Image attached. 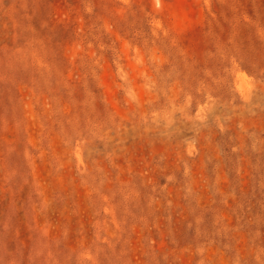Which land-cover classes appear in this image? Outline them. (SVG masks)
Segmentation results:
<instances>
[{
	"label": "rangeland",
	"instance_id": "obj_1",
	"mask_svg": "<svg viewBox=\"0 0 264 264\" xmlns=\"http://www.w3.org/2000/svg\"><path fill=\"white\" fill-rule=\"evenodd\" d=\"M0 264H264V0H0Z\"/></svg>",
	"mask_w": 264,
	"mask_h": 264
}]
</instances>
